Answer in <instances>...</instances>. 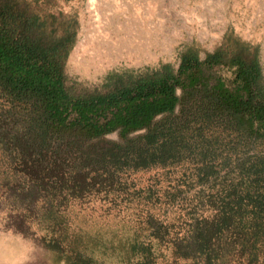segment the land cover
<instances>
[{"label": "trees", "instance_id": "16d2710c", "mask_svg": "<svg viewBox=\"0 0 264 264\" xmlns=\"http://www.w3.org/2000/svg\"><path fill=\"white\" fill-rule=\"evenodd\" d=\"M71 1L0 0V227L46 264H264L258 47L226 28L176 65L82 82ZM152 169L177 176L163 191L128 181ZM102 202L118 220L107 242L71 229L73 207Z\"/></svg>", "mask_w": 264, "mask_h": 264}, {"label": "rangeland", "instance_id": "374dc122", "mask_svg": "<svg viewBox=\"0 0 264 264\" xmlns=\"http://www.w3.org/2000/svg\"><path fill=\"white\" fill-rule=\"evenodd\" d=\"M59 7L78 17L67 71L82 82H100L109 71L176 65L180 49L193 43L210 51L226 28L258 47L264 74V0H74ZM172 172H137L129 174L128 181L135 189L163 191L169 178L177 176ZM161 202L159 211L168 215L178 203ZM69 219L75 232L104 242L108 232L118 228L117 219H108L104 202L73 207ZM0 264H46V260L30 241L0 227Z\"/></svg>", "mask_w": 264, "mask_h": 264}]
</instances>
